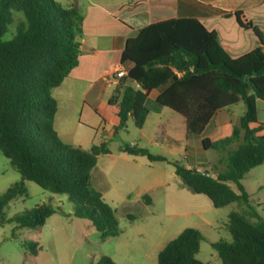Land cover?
Wrapping results in <instances>:
<instances>
[{"label":"trees","instance_id":"trees-1","mask_svg":"<svg viewBox=\"0 0 264 264\" xmlns=\"http://www.w3.org/2000/svg\"><path fill=\"white\" fill-rule=\"evenodd\" d=\"M239 24L253 28L237 12ZM84 15L74 5L57 0H0V152L21 176L0 197V223L17 228L42 226L54 215L42 204L5 221V209L28 196L26 183L64 195L74 203L73 215L90 220L102 239L121 234L116 210L92 185L98 159L110 153L108 140L89 150L62 141L56 128L58 102L53 90L78 66L82 54ZM261 47L239 58L220 45L217 33L195 18L153 23L127 40L121 63L131 67L118 104L120 124L142 129L149 115L148 94L161 90L157 105L184 116L199 137L212 116L244 102L246 111L231 136L202 139V149L221 155L211 170L198 171L147 148H121L150 162L173 165L176 175L215 208L237 204L227 229L232 241L213 243L223 264H264V219L250 202L242 181L264 164V136H258L256 99L264 100V34L254 28ZM11 37L6 39L8 34ZM210 174V175H209ZM231 184L236 186L237 191ZM130 218H132L130 216ZM134 219V218H132ZM203 240L196 228H186L158 254V264H206L197 258ZM96 264H116L103 256Z\"/></svg>","mask_w":264,"mask_h":264},{"label":"rangeland","instance_id":"rangeland-1","mask_svg":"<svg viewBox=\"0 0 264 264\" xmlns=\"http://www.w3.org/2000/svg\"><path fill=\"white\" fill-rule=\"evenodd\" d=\"M10 37L9 33L6 39ZM148 108L155 111L152 103H149ZM245 110L244 102L230 110L235 124ZM70 116L67 121L62 119V114L59 116L61 131L74 137L87 149L93 144H100V127H96L93 132L78 126L77 121ZM157 123V119L151 118L142 134L129 121L126 131L108 140L110 152L116 155L120 147L133 148L143 144L144 148L159 154V148L147 145L153 139ZM220 158L218 152L202 149L193 157H177L176 160L185 166L199 160L210 166L211 170ZM111 162L112 158L108 157L98 159L92 172V185L103 194L106 203L116 210L121 231L119 236L102 239L90 220L73 215L75 205L67 196L53 194L35 183L27 182L28 196L12 202L4 211V220L44 203L51 204L55 213L42 226L35 228L19 229L14 223H0V264H96L103 256L110 257L116 264H158L159 252L186 228H196L203 235L197 255L200 261L223 264L212 245L220 240L232 241L227 227L230 215L240 210L237 204L215 208L209 198L195 194L188 188L176 176L174 168L166 163H154L153 168H150L147 158H143L141 165L120 161L112 168ZM201 169L204 170V167ZM161 170H165L167 186L158 187L150 193L152 202L149 196L139 202V191L154 181ZM20 179L18 171L0 152V197ZM242 183L244 185V180ZM231 185L237 191L236 186Z\"/></svg>","mask_w":264,"mask_h":264},{"label":"crops","instance_id":"crops-1","mask_svg":"<svg viewBox=\"0 0 264 264\" xmlns=\"http://www.w3.org/2000/svg\"><path fill=\"white\" fill-rule=\"evenodd\" d=\"M57 1L79 8L84 15V22L79 64L62 85L53 90V96L58 102L55 128L64 143L85 150L89 149L61 131L59 116L62 114V119L67 121V117L71 115V119L77 121L78 126L93 132L96 131V127H100L101 142L113 139L121 132L116 133L115 129L120 124L118 104L122 91L128 85L134 88H138V85L127 80V76L115 81H112L111 77L118 69H123L128 74L131 66L123 65L121 57L127 40L135 37L143 28L170 19L195 18L209 31L217 33L220 45L233 58L242 57L262 46L254 28L264 34V0ZM237 12H241L243 20L250 23L253 28H243L238 22ZM160 94L161 90L149 92L147 107L152 103L155 111L149 110L147 121L139 130L143 134L147 122L151 118L157 119L153 139L149 140L147 145H155L161 151L157 155L164 156L172 162L177 161V157L188 159L199 154L202 150V139L207 138L211 141L224 139L231 136L234 129L240 125L242 116L237 124L231 118L230 110L236 106L234 105L217 111L200 136L196 137L194 134L199 129L192 132L184 116L157 105L156 100ZM256 113L257 123L253 124L252 128L258 129L264 125V100L256 99ZM257 135L264 136V126L259 129ZM137 147L144 148L143 144H138ZM121 148L123 147L119 148L116 155L110 152L99 159L112 158L110 164L112 168L120 161L125 164H143V158L146 157L121 152ZM154 163L165 162L148 160L147 166L153 168ZM166 164L173 167L176 174L175 167ZM186 166L198 171L210 170V166L199 160H194ZM201 167H204V170ZM164 174L165 170H161L154 181L139 191V202L146 196H149L152 202L150 193L158 187L167 186ZM244 187L250 196L251 204L264 219V164L245 176Z\"/></svg>","mask_w":264,"mask_h":264},{"label":"built area","instance_id":"built-area-1","mask_svg":"<svg viewBox=\"0 0 264 264\" xmlns=\"http://www.w3.org/2000/svg\"><path fill=\"white\" fill-rule=\"evenodd\" d=\"M127 76V73L123 69H118L112 74L111 80L115 81Z\"/></svg>","mask_w":264,"mask_h":264},{"label":"water","instance_id":"water-1","mask_svg":"<svg viewBox=\"0 0 264 264\" xmlns=\"http://www.w3.org/2000/svg\"><path fill=\"white\" fill-rule=\"evenodd\" d=\"M210 175V174H209Z\"/></svg>","mask_w":264,"mask_h":264}]
</instances>
